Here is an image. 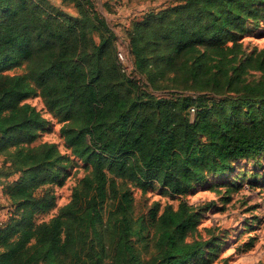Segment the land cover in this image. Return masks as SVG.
<instances>
[{
    "label": "trees",
    "instance_id": "obj_1",
    "mask_svg": "<svg viewBox=\"0 0 264 264\" xmlns=\"http://www.w3.org/2000/svg\"><path fill=\"white\" fill-rule=\"evenodd\" d=\"M71 1L78 17L53 12L48 0H0V67L27 62L25 75L0 74V151L20 173L7 186L0 264H224L205 255L216 248L212 237L187 240L201 212L185 199L151 211L156 251L139 259L125 239L130 197L114 176L184 195L232 171L236 160L264 153V47L247 50L241 40L249 21L264 19V0H175L136 21L135 68L148 70L153 86L168 78L194 91L165 95L125 73L93 1ZM250 71L259 78L248 79ZM36 89L63 122L71 154L91 167L70 200L41 221L35 215L56 200L44 186L61 183L69 157L52 142L31 145L47 123L26 100ZM103 210L114 219L113 243L85 252Z\"/></svg>",
    "mask_w": 264,
    "mask_h": 264
},
{
    "label": "rangeland",
    "instance_id": "obj_2",
    "mask_svg": "<svg viewBox=\"0 0 264 264\" xmlns=\"http://www.w3.org/2000/svg\"><path fill=\"white\" fill-rule=\"evenodd\" d=\"M92 1L95 9L115 34L116 49L122 55L125 73L129 77L136 79L141 86L147 85L155 95L175 91L182 94L194 93L183 86L176 88L168 78H155L153 86L148 78V70L140 71L135 68L129 44L136 21L141 20L150 11L164 10L175 3V0ZM48 3L53 12L78 17L71 0H48ZM246 25L248 29L241 36L244 47L247 50L264 47V19L249 21ZM150 29L149 27L148 30ZM147 50L150 57L154 56L153 45H148ZM26 63L24 58L8 63L0 67V74L25 75ZM259 76L258 71H250L247 77L258 79ZM26 100L34 105L47 121L31 145L42 141L52 142L61 153L69 157L68 165L61 176V183L44 186L50 188L56 195V200L53 206L38 212L35 220H48L57 213L60 206L70 200L73 188L90 173L91 167L71 154L60 133L63 122L48 110L38 89ZM18 175L20 173L11 168L6 152L0 151V222L7 219L10 211L7 186L12 184ZM114 179L119 189L126 190L130 197V205L125 213L130 231L125 235V239L129 245L131 244L133 253L139 259H149L156 251L157 231L151 211L155 209L157 216L165 205L176 208L179 201L185 199L201 212L197 229L188 234L187 240L212 237L216 248L213 251H209L208 248L205 250L206 257L212 263L264 264V153L259 157L236 160L232 171L222 176H210L204 182L197 183L184 195L172 194L158 184L142 189L133 180L119 176H114ZM108 206L109 204H106L104 207L107 209ZM113 221V218H107L103 210L102 220L96 223L99 235L95 237L89 235L85 252L89 249L92 251L99 249L101 243L106 246L112 245ZM61 262V258H56L51 264Z\"/></svg>",
    "mask_w": 264,
    "mask_h": 264
},
{
    "label": "built area",
    "instance_id": "obj_3",
    "mask_svg": "<svg viewBox=\"0 0 264 264\" xmlns=\"http://www.w3.org/2000/svg\"><path fill=\"white\" fill-rule=\"evenodd\" d=\"M117 54H118V58H119L120 63L123 65V63H122V55H121V53L118 52ZM193 111H194V108L191 107V108H190V114H193Z\"/></svg>",
    "mask_w": 264,
    "mask_h": 264
}]
</instances>
